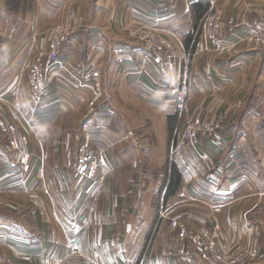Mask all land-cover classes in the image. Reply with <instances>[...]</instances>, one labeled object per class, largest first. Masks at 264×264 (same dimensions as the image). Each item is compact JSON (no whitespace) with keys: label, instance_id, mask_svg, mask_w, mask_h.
I'll list each match as a JSON object with an SVG mask.
<instances>
[{"label":"crops","instance_id":"1","mask_svg":"<svg viewBox=\"0 0 264 264\" xmlns=\"http://www.w3.org/2000/svg\"><path fill=\"white\" fill-rule=\"evenodd\" d=\"M249 3L264 11V0H0V105L6 100L7 106L18 103L23 110L20 116L8 107L0 117V202L9 200L10 195L1 191L15 181L34 179L40 187L46 180L54 187L58 186L57 172L64 175L73 170L76 175L77 158L73 147L70 154V146L76 141L83 146L101 140L97 125L110 123L108 128L112 129L116 123L144 121L152 123L150 127L156 132L157 109L162 122L157 137L163 150L170 149L177 137L171 144V156L181 181L178 192L163 195L169 214L183 213V224H188L190 217L201 228L207 224L212 207L221 208L218 233L222 254L231 257L241 252L243 261L253 264L247 258L253 249L258 252L255 264H264V95L260 96L264 90V49L244 44L235 54L214 55L205 49L207 38L213 39L211 28L202 30V21L216 6L225 21L223 40L236 41L244 35L246 22L255 25L264 21V14L248 10ZM229 20L235 24H227ZM143 25L169 32L177 42V51L192 55L189 113L217 123L213 139L191 143L183 139L181 131L176 134L187 116L179 114L156 87L147 85H157L159 66L152 51L132 37ZM56 32L67 36L59 53L60 64L50 72L41 107L34 112L28 77L33 63L38 58L45 60L50 53ZM196 32L200 38L192 52L185 43ZM64 69L76 79L65 75ZM91 69L98 71L101 89L94 103L92 92L79 84L87 81L86 73ZM91 104L94 109L88 111ZM9 126L16 132L8 131ZM154 132L145 135L148 141ZM130 134L134 136L133 131ZM32 137L35 144L38 138L50 149L42 166L34 167L27 155H37L40 150L38 144L28 145ZM14 144L22 151L15 150ZM59 156L61 161L57 162ZM28 169L34 170V178L28 177ZM131 179L122 176L112 180L114 186H126ZM163 179L166 181L161 184L169 186L171 166ZM52 196L58 197V193L52 192ZM95 196L105 202L109 197L99 192ZM37 199L41 201V196ZM3 212L0 218L8 216ZM151 212L154 215L145 229L146 236L156 218L154 209ZM116 227H110L108 233V240H112L108 244L114 250L117 241L111 235H116ZM101 232L107 233L106 229ZM158 232L161 240L155 255L139 261L138 253L124 257L127 249L122 252L120 247L121 259H113L115 264H206L192 244L171 236L165 220Z\"/></svg>","mask_w":264,"mask_h":264},{"label":"rangeland","instance_id":"2","mask_svg":"<svg viewBox=\"0 0 264 264\" xmlns=\"http://www.w3.org/2000/svg\"><path fill=\"white\" fill-rule=\"evenodd\" d=\"M246 6L250 12L256 11L257 15L264 14V11L260 8L258 10L257 6L253 3H249ZM215 14L220 15L216 6H213L209 14L202 21V30L211 28L213 39L205 37L207 38L205 49L219 56L224 54L214 51L216 50L213 44L214 41L219 42L222 46L234 45V43L231 44L222 38L225 21H223V28L219 33L213 31L210 25H207V18ZM231 21L234 20H229L227 24ZM199 34V32H196L193 35L194 38L198 40L200 38ZM161 35L169 37L171 40L173 50L170 53H175L177 58H181L184 54L189 57L191 79L190 58L192 55L188 51L183 53L178 52L176 49L177 42L170 38L169 32L149 25L140 26L139 29L132 32V37L144 45H146L145 42L149 39L155 41ZM243 36L241 35L240 38ZM242 45L244 44L237 45V47L235 45L234 50L230 54L237 53L239 47ZM89 71L86 73L87 81L85 83L82 81L78 82L80 87L92 92L94 103V101L98 100L101 93V89L95 85L98 82L99 73L95 69ZM72 74L74 79H76L75 74ZM87 75L89 78H87ZM48 79H50V74ZM89 87H93L94 89L92 90ZM263 91L260 96L264 95ZM3 102L4 104L0 105V117L4 115L5 108L7 109L8 107L16 113L12 107L15 103H10L7 106L6 100H3ZM123 108L129 114V110L125 109L124 106ZM38 109L34 112H37ZM89 109H94L93 104L87 106L88 111ZM155 113L158 115L155 117L154 122L156 124V132L150 127L152 123L149 125V123L144 121L120 122L114 124L112 129L108 128L110 123H106L104 126L97 125V128L100 129L99 136L102 137L101 140L96 139L91 141L90 145L85 144V146H88L98 155V158L103 163L102 168L99 169L95 177L94 185L92 183L91 187L89 186L90 182H85L86 186L82 188L78 177L72 170L68 174L64 172V175L56 173L58 174V178H56L57 182L55 183L58 186L53 185L54 187H50L45 180L43 185L38 187L34 179L33 181L27 179L24 182L23 180L15 181L13 185L3 188L1 192L4 195H10V198L8 201L0 202V212L4 211L8 215L0 218V264H70L71 261H75L74 264H115L113 259H117L120 256V260L121 253L125 248L127 249V253L126 251L124 252V254L126 253L124 257H131L138 253L137 258L140 261L142 257L150 258L152 255H155L156 247L161 240L158 229L164 220L169 225L170 231H172L171 236L175 235L177 240L192 244L196 251L195 242L197 241L200 245L206 246H208L210 239L217 243L216 251L214 250L211 254H209L210 252H206L208 254L206 258L199 252L206 264H211L207 258L210 257V260H212L213 255L216 256V253L218 257L217 264H244V262L246 264V261H243L241 252L240 254L236 253L231 256L232 258L224 256L221 252L220 236L218 233L220 230L219 225H221L219 219V215L222 213L221 208L212 207L206 217L207 224L201 228H197L199 224L196 225V221L191 219L189 215L187 216L190 219L189 223L185 225L181 222L183 213H178L175 216L169 214V203L167 198H164L165 200L163 201V195L168 196L178 191L172 192L166 186V183L162 185L161 181L165 180L163 177H166L168 174L170 166L175 165L171 156V144L175 143L174 139L176 140L177 137L172 139L170 149L167 147L166 151H164L160 145V139L157 137L158 130L162 125L159 119L160 110L156 109ZM182 116L184 118L185 116L187 117L183 120V124L176 134L181 131V135L185 141L187 140L183 134L188 118H199L204 123H210L202 118L203 115L193 116L189 113V109L188 113L182 114ZM169 124L171 130L173 122L170 121ZM75 126L76 130H79V123H76ZM7 130L12 133L16 132L14 126H9ZM130 131H133L134 136L130 134ZM150 131L154 132L155 136L148 141L145 135ZM28 140V145L31 147L32 143H34L32 140L34 139L32 137ZM36 140L37 142L34 145L38 144L36 147L40 146V150L37 151L39 153L37 155L34 154L35 156H32L31 153L27 154L30 156V161L34 167L38 165L42 166L47 162L50 151V149H46V144H41L38 138ZM64 140L66 139L64 138ZM136 142L138 145H136ZM83 146H79L78 141L73 146H70V149L73 147L72 149L75 150V158L79 156ZM12 147H16L15 150L22 151L21 147L18 146V148L15 144ZM70 149L69 152L71 154L72 149ZM138 152H141L140 155ZM54 157L56 158V156ZM138 157H140V161L136 159ZM60 161L59 156L57 162ZM28 173H31L28 177L34 178V170L28 169ZM122 176L123 178L128 176L130 179L132 178V181L130 180L126 186H114L113 180ZM109 181L110 185L107 186ZM51 191L57 192L58 197L54 198ZM98 192L105 197L109 196L106 202L103 201L104 199L101 201L96 199L95 195ZM38 196H41V201L37 199ZM152 209L156 212L154 216L156 218L154 225L151 227L152 229L150 228V232L146 236L145 229H147V226H150L151 215H154L151 212ZM216 209L219 211H216ZM157 217L160 219V221L158 219V222L156 221ZM173 220H176L185 228L189 237L183 238L184 240L181 239L180 232L173 227ZM115 225L118 226L116 227V235H111L117 241L114 250L113 246L108 244V242L112 244V240H108L110 238V234L108 233L110 227L114 229ZM105 229L107 233L102 234L103 232L101 231ZM105 237H108L106 241ZM161 243L159 244L160 246H162ZM130 246L143 247L142 249H134V247L130 249L128 248ZM120 247H122L121 253L119 252ZM161 252V250L158 252L159 256H161ZM247 258L255 264L258 252L251 249ZM222 259L225 260V263L222 262Z\"/></svg>","mask_w":264,"mask_h":264},{"label":"built area","instance_id":"3","mask_svg":"<svg viewBox=\"0 0 264 264\" xmlns=\"http://www.w3.org/2000/svg\"><path fill=\"white\" fill-rule=\"evenodd\" d=\"M223 24V20L218 14L207 18V25H210L213 31L217 33L221 31ZM229 24L232 26L235 24V21H231ZM244 25L246 26L247 31L244 33L243 37L232 42L234 45L222 46L219 42L214 41L213 44L216 47V50L214 51L220 52L221 54H230V52L234 50L235 45L237 47V45L240 44H252L255 48H264V23L250 25L248 22H246ZM66 37L67 36H64L62 33H54L50 42V53H48L46 59L44 60L42 58H38L31 67L28 77V88L33 101V111L41 107L42 96L46 92L49 85L48 76L50 72L53 71L55 66L60 64L59 53L62 48V43ZM145 43L146 46L152 51V54L157 60L159 66V81L157 85L155 86L151 82H149L147 85H149L150 89L156 87L155 89H157L163 97L168 99L174 105L179 114H187L190 97L189 57L184 54L181 56V58H177L175 53H170L173 50L171 40L169 37H165L164 35H161V37L155 41L149 39ZM64 71L66 75L74 77L71 71L68 69H64ZM87 78H89L88 75ZM99 83L100 82L98 79V82L95 84L97 88H100ZM151 84L154 86H151ZM89 88L92 90L94 89L93 87ZM12 107L16 113H18L20 116H23V110L20 104L15 103ZM217 126V123H204L199 118H188L183 136L191 143H197L202 138L213 139L215 137V130L218 128ZM102 166L103 163L98 158V155H96L95 152L88 146L84 145L80 150L79 156L77 157L76 166V176L79 179L80 186L83 188L86 186L85 182H90L91 184L89 186L91 187L99 169L102 168ZM216 211L219 210L216 209ZM173 227L180 232L182 240L189 237V234L185 228L176 220H173ZM195 244L197 251L200 252L205 258L208 255L206 252H210L209 254H211L214 252V250L216 251L217 247V243H215V241L212 239L209 240L208 246L200 245L198 241L195 242ZM207 259L211 264L218 263L217 253L216 256L213 255L212 260H210V257ZM222 262L225 263V260L222 259Z\"/></svg>","mask_w":264,"mask_h":264},{"label":"trees","instance_id":"4","mask_svg":"<svg viewBox=\"0 0 264 264\" xmlns=\"http://www.w3.org/2000/svg\"><path fill=\"white\" fill-rule=\"evenodd\" d=\"M196 41H197V38L189 37L185 43L186 49L194 52L196 49V44H197ZM180 181L181 180H180V175L178 171L176 170L175 166H172L171 167V182L168 188H170L172 192L178 191V189L180 188Z\"/></svg>","mask_w":264,"mask_h":264}]
</instances>
